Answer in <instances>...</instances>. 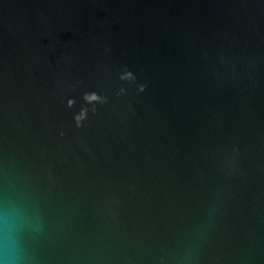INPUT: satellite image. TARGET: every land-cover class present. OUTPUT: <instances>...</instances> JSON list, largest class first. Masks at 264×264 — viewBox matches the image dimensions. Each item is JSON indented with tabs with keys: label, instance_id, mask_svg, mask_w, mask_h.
I'll return each instance as SVG.
<instances>
[{
	"label": "water",
	"instance_id": "obj_1",
	"mask_svg": "<svg viewBox=\"0 0 264 264\" xmlns=\"http://www.w3.org/2000/svg\"><path fill=\"white\" fill-rule=\"evenodd\" d=\"M0 264H264V0H0Z\"/></svg>",
	"mask_w": 264,
	"mask_h": 264
},
{
	"label": "clouds",
	"instance_id": "obj_2",
	"mask_svg": "<svg viewBox=\"0 0 264 264\" xmlns=\"http://www.w3.org/2000/svg\"><path fill=\"white\" fill-rule=\"evenodd\" d=\"M0 229L10 233L12 231V225L8 216H0Z\"/></svg>",
	"mask_w": 264,
	"mask_h": 264
}]
</instances>
